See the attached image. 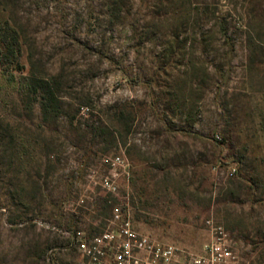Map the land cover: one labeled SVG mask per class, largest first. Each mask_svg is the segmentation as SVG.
Segmentation results:
<instances>
[{"label": "rangeland", "instance_id": "rangeland-1", "mask_svg": "<svg viewBox=\"0 0 264 264\" xmlns=\"http://www.w3.org/2000/svg\"><path fill=\"white\" fill-rule=\"evenodd\" d=\"M45 1L0 0V22L21 35L24 74L58 75L64 111L44 122L38 104L25 112L11 93L8 110L0 108L36 147L16 174L0 146V264H32L25 256L35 242L62 240L46 225H56L66 197L86 225L109 198L112 207L128 204L136 227L158 240L197 253L220 228L238 264H264V0H191L200 12L180 30L169 0ZM206 8L228 39L218 26L207 33L216 22L205 25ZM257 33L262 42L248 46ZM190 62L207 67L210 80L187 84L180 106L177 78ZM115 109L126 111L120 125ZM116 155L132 169L117 196L101 187L105 160ZM28 178L41 185L32 203L14 196L16 179Z\"/></svg>", "mask_w": 264, "mask_h": 264}, {"label": "trees", "instance_id": "trees-1", "mask_svg": "<svg viewBox=\"0 0 264 264\" xmlns=\"http://www.w3.org/2000/svg\"><path fill=\"white\" fill-rule=\"evenodd\" d=\"M49 0H46L44 4H47ZM59 1V0H56ZM113 5H117L118 0H112ZM34 3L38 4L36 0H33ZM171 6V13L173 16H177V20L181 21L179 25H177V29H181L184 27L186 22H189L192 18V14L196 17L199 14V9L194 6L191 0H169ZM117 9V8H116ZM114 13V10H113ZM205 16V25L212 21H215L211 28L207 33L211 31L215 26H218V33L225 39L227 37V29L224 23L218 22L216 17V9H208L206 8L203 11ZM194 17V16H193ZM187 24V23H186ZM254 31V27H250ZM203 34V44L206 47L209 46L207 36ZM262 42L261 36L257 33V38L255 35H250L247 39L248 46L256 47L257 41ZM23 47L21 43V35L16 30V28L12 25L10 20L6 19L5 21L0 22V108L2 104H4L5 112L8 110L7 97L8 95L14 94L18 98V101L15 106L19 107L21 110L25 112H31L33 106L38 104L41 110L42 119L44 122L56 121L59 120L62 116H64V111L61 105V97H60V80L58 75H37L33 70L29 72V74H24L25 66L22 64L21 60L23 57ZM185 69L183 71L182 77L177 78L176 83L178 85L177 94L178 100L182 103L178 102V105L184 106V102L182 101L185 98L182 89L187 88V84L190 85V88L193 86V82L201 78V84L204 86L208 85L210 80L209 69L202 65L201 67H197L194 63L190 62L185 65ZM18 75V76H17ZM180 83L183 84V87L180 88ZM176 96V97H177ZM115 122L117 125H120L124 116L126 115V111L123 109H115L114 113ZM15 115L4 113L0 115V130L4 133H0V146H3L4 149L11 150L10 155L8 156V165L10 167L20 166V168H16L15 173L19 174L24 171V167H26V163L29 162V159H35L36 147L34 146V142H32V136L26 133L25 130H22L21 125L15 118ZM72 124V122H71ZM81 130V127H79ZM91 134L94 136H102L104 134H109L114 137V132L109 129H101L100 127H89L85 133ZM94 136V137H95ZM115 143V138H112ZM48 156L52 153L48 152ZM26 162V163H25ZM26 170V168H25ZM238 176V173H236ZM40 178V177H39ZM17 181V191L14 194L16 198H23L27 200V202L32 203L36 200L37 194L41 195V185L36 180H32V178H28L27 181H22L20 179H16ZM27 183L30 186V189H27L28 186L24 184ZM72 187L71 183L68 184V189L70 190ZM67 201H69L68 197L64 198L61 203L56 207L55 215L57 214V220L55 222L58 228H63L67 230H73L76 227L84 225V227H90L93 229L92 224H84L80 218L75 213H72L66 208ZM111 200L109 198L102 199L103 207H100L97 212V217L99 220L103 221L105 217L109 215L105 210L111 209L110 206ZM16 207H22L17 203ZM80 210V209H78ZM27 222H32V219H25ZM65 244L62 240H57L55 243L51 245H47L46 247H41L39 243L33 244V250H29L26 253L25 259H30V263L38 264L40 261L42 264H47L46 256L47 252L51 248L61 247ZM67 256V254H66ZM69 258L72 261L75 260V256L73 253L68 254ZM62 253H57L55 256V260L59 261L60 264H67L68 261H64L62 258Z\"/></svg>", "mask_w": 264, "mask_h": 264}, {"label": "built area", "instance_id": "built-area-1", "mask_svg": "<svg viewBox=\"0 0 264 264\" xmlns=\"http://www.w3.org/2000/svg\"><path fill=\"white\" fill-rule=\"evenodd\" d=\"M107 175L101 187L110 195H118L121 182L128 183L131 163L125 155H116L105 160ZM126 207L113 206L103 221L90 227L61 229L46 225L65 242L61 247L47 252V264H60L57 253H73L74 261L67 264H238L226 235L219 228L217 235L197 252H190L173 243L158 240L138 229Z\"/></svg>", "mask_w": 264, "mask_h": 264}]
</instances>
